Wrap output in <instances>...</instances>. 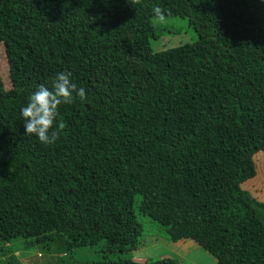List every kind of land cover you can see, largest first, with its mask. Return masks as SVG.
Returning <instances> with one entry per match:
<instances>
[{"label":"trees","instance_id":"16d2710c","mask_svg":"<svg viewBox=\"0 0 264 264\" xmlns=\"http://www.w3.org/2000/svg\"><path fill=\"white\" fill-rule=\"evenodd\" d=\"M157 7L198 40L153 52ZM0 44L12 84L0 92V264H29L18 239L145 249L136 196L157 236L219 264H264L263 191L243 188L264 152V0H0ZM115 64L141 71L147 89L113 83ZM61 72L86 100L58 105L44 145L24 134L20 108Z\"/></svg>","mask_w":264,"mask_h":264},{"label":"rangeland","instance_id":"374dc122","mask_svg":"<svg viewBox=\"0 0 264 264\" xmlns=\"http://www.w3.org/2000/svg\"><path fill=\"white\" fill-rule=\"evenodd\" d=\"M157 29L156 37L152 39L151 49L155 53H159L168 48L179 47L184 44L192 43L198 40V35L190 26L187 18L181 17H164L155 21ZM127 40V39H125ZM131 53V52H130ZM143 69V66H142ZM121 70H123L121 72ZM109 73L112 74L113 83L131 84L138 93L147 89L145 86L146 79L143 78L142 72L138 70V76H133L128 71V66H120L119 64L110 65ZM122 79V80H120ZM12 84L9 76V64L5 54L4 46L0 44V92L9 90ZM257 163V171L259 177L256 180H249L243 184V188L248 190L253 196L257 197L256 191L264 193V152H259L255 156ZM263 198V196H260ZM141 196H136L134 207L136 215L144 227L143 241H147V247L137 251L121 253L118 251L108 252L105 243H100L95 247L76 248L72 253L64 251L45 250L40 244H32L24 246L25 241L18 239L11 242L16 249L17 257L25 263L29 264H60L75 262H106V261H130L144 263L147 261H157L159 259L172 256L179 260L181 264H219L217 259L209 254L204 248L197 246L191 248L188 244L182 245L180 252L173 242H169L166 235L158 232L161 230L158 223L151 221L149 218H143L138 211V203ZM162 233V232H161ZM167 242V243H166ZM23 258H20V257Z\"/></svg>","mask_w":264,"mask_h":264},{"label":"clouds","instance_id":"9594fccd","mask_svg":"<svg viewBox=\"0 0 264 264\" xmlns=\"http://www.w3.org/2000/svg\"><path fill=\"white\" fill-rule=\"evenodd\" d=\"M154 14L160 19L163 18L158 7L154 9ZM69 77L70 73H58L51 88L39 85L28 96L26 104L20 108L24 134L34 135L44 145L52 144L55 141L56 132L50 133L49 130L56 121L58 105L72 102L73 93L80 100H86L85 90L77 89Z\"/></svg>","mask_w":264,"mask_h":264},{"label":"crops","instance_id":"0c3cea01","mask_svg":"<svg viewBox=\"0 0 264 264\" xmlns=\"http://www.w3.org/2000/svg\"><path fill=\"white\" fill-rule=\"evenodd\" d=\"M264 197V193L262 195ZM167 243V242H166ZM186 243L188 244L191 248H196L198 245L195 244V242L191 241V240H182L179 241L177 243H174L175 247L178 249V251L180 252V250H182V245ZM172 257V256H171Z\"/></svg>","mask_w":264,"mask_h":264}]
</instances>
